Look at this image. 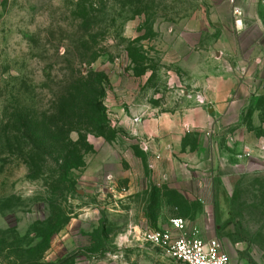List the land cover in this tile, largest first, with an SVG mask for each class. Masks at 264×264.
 <instances>
[{
  "label": "rangeland",
  "instance_id": "obj_1",
  "mask_svg": "<svg viewBox=\"0 0 264 264\" xmlns=\"http://www.w3.org/2000/svg\"><path fill=\"white\" fill-rule=\"evenodd\" d=\"M230 5L0 0V124L12 103L34 105L29 91L48 108L69 60L107 78L116 133L89 136L70 192L31 179L0 136V264H168L140 239L175 217L218 239L231 264H264V69H244L250 39ZM93 14L99 57L87 66L73 43Z\"/></svg>",
  "mask_w": 264,
  "mask_h": 264
},
{
  "label": "trees",
  "instance_id": "obj_2",
  "mask_svg": "<svg viewBox=\"0 0 264 264\" xmlns=\"http://www.w3.org/2000/svg\"><path fill=\"white\" fill-rule=\"evenodd\" d=\"M98 18V15H89L76 28V32L84 35L79 36L80 41H74L77 43L72 42L83 58L82 64L87 66L99 57L88 41ZM82 44L89 50L82 52ZM75 55L66 49L64 58L68 60ZM67 62L71 65V61ZM70 65L67 70L70 75L60 77L59 74L51 88L48 108L45 95H39L41 100H38L39 96L29 91L35 98L34 105L15 107L12 103L5 109L7 121L0 124V136L5 138L8 152L25 162L29 177L48 179L53 189L67 192L75 190L72 174L85 166V156L93 150L89 136L109 138L116 134L105 107V75ZM73 135L77 138L73 139Z\"/></svg>",
  "mask_w": 264,
  "mask_h": 264
},
{
  "label": "built area",
  "instance_id": "obj_3",
  "mask_svg": "<svg viewBox=\"0 0 264 264\" xmlns=\"http://www.w3.org/2000/svg\"><path fill=\"white\" fill-rule=\"evenodd\" d=\"M230 3L236 26L240 27L244 11L236 0H230ZM140 241L162 251L170 264H231L229 254L218 239H202L197 231H189L187 221L182 217L171 219L165 229L147 231Z\"/></svg>",
  "mask_w": 264,
  "mask_h": 264
},
{
  "label": "crops",
  "instance_id": "obj_4",
  "mask_svg": "<svg viewBox=\"0 0 264 264\" xmlns=\"http://www.w3.org/2000/svg\"><path fill=\"white\" fill-rule=\"evenodd\" d=\"M237 5L241 7L244 11V23L246 26L245 32L242 34L239 33L238 38L249 37L250 43V58L248 61V68L244 66V69H264V42H257L255 36L253 35L252 28L255 26L258 30H264V0H236ZM230 10H232L233 15V6L230 5ZM234 17V16H233ZM260 43V44H259ZM240 45V44H239ZM261 56L258 57V47H260ZM243 50V49H242ZM243 53V52H242ZM244 54V53H243ZM168 264H170L168 262Z\"/></svg>",
  "mask_w": 264,
  "mask_h": 264
},
{
  "label": "water",
  "instance_id": "obj_5",
  "mask_svg": "<svg viewBox=\"0 0 264 264\" xmlns=\"http://www.w3.org/2000/svg\"><path fill=\"white\" fill-rule=\"evenodd\" d=\"M210 112H213V109H211V111Z\"/></svg>",
  "mask_w": 264,
  "mask_h": 264
}]
</instances>
